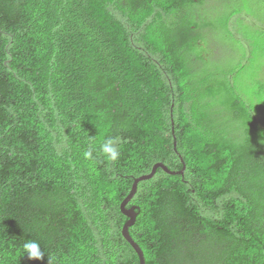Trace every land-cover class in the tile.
<instances>
[{
	"label": "trees",
	"instance_id": "obj_1",
	"mask_svg": "<svg viewBox=\"0 0 264 264\" xmlns=\"http://www.w3.org/2000/svg\"><path fill=\"white\" fill-rule=\"evenodd\" d=\"M263 69L264 0H0V264H138L156 163L145 264H264Z\"/></svg>",
	"mask_w": 264,
	"mask_h": 264
},
{
	"label": "water",
	"instance_id": "obj_2",
	"mask_svg": "<svg viewBox=\"0 0 264 264\" xmlns=\"http://www.w3.org/2000/svg\"><path fill=\"white\" fill-rule=\"evenodd\" d=\"M171 133H173V126L171 127ZM173 140H174V137H173ZM175 146H176L175 141H173L174 152L176 151ZM179 159H180V162L182 163V159L180 157ZM157 169H161L163 172H165L168 175H182L184 171V166L180 171L172 172V171H169L162 163L154 164L149 174L142 175V176H139L133 179L128 195L122 200V202L119 205L121 214L127 219V221L125 222V224L123 225L121 229V235L123 239L130 245V247L133 249V251L137 255L138 261H139L138 264H145L143 253L141 249L134 243V241L131 239L128 233L129 227H131L135 222V217H136L135 208L134 207L127 208L126 206L130 202V200L133 198V196L135 195L138 183L150 180L153 177Z\"/></svg>",
	"mask_w": 264,
	"mask_h": 264
},
{
	"label": "clouds",
	"instance_id": "obj_3",
	"mask_svg": "<svg viewBox=\"0 0 264 264\" xmlns=\"http://www.w3.org/2000/svg\"><path fill=\"white\" fill-rule=\"evenodd\" d=\"M101 151L108 160L115 161L118 157L117 148L114 146V141L109 139L101 145ZM85 158H92V151L84 153ZM25 252L28 254L29 259H41L43 253L40 251L39 245L36 242H27L23 245Z\"/></svg>",
	"mask_w": 264,
	"mask_h": 264
},
{
	"label": "rangeland",
	"instance_id": "obj_4",
	"mask_svg": "<svg viewBox=\"0 0 264 264\" xmlns=\"http://www.w3.org/2000/svg\"><path fill=\"white\" fill-rule=\"evenodd\" d=\"M195 1H197V0H195ZM212 2H213V0H212ZM218 3V2H217ZM216 3V4H217ZM212 5V4H211ZM215 5V4H214ZM206 19H207V21L209 20V18H208V16L206 17ZM249 22H251V21H249ZM206 36V35H205ZM215 48H217L216 46H214ZM217 50H218V48H217ZM220 54H222V51H220L219 52ZM261 79H263V81H264V69H263V71L261 72Z\"/></svg>",
	"mask_w": 264,
	"mask_h": 264
}]
</instances>
